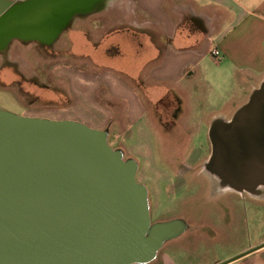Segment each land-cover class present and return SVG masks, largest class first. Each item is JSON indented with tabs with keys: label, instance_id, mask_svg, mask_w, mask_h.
<instances>
[{
	"label": "water",
	"instance_id": "1",
	"mask_svg": "<svg viewBox=\"0 0 264 264\" xmlns=\"http://www.w3.org/2000/svg\"><path fill=\"white\" fill-rule=\"evenodd\" d=\"M98 3L0 0V50L16 38L53 42ZM209 138L212 186L264 197V79L231 118L211 121ZM137 169L106 130L0 108V264L153 261L182 227L152 225Z\"/></svg>",
	"mask_w": 264,
	"mask_h": 264
},
{
	"label": "rangeland",
	"instance_id": "2",
	"mask_svg": "<svg viewBox=\"0 0 264 264\" xmlns=\"http://www.w3.org/2000/svg\"><path fill=\"white\" fill-rule=\"evenodd\" d=\"M117 6L110 7L109 12L78 16L49 48L13 41L0 52V108L18 115L75 120L93 128L111 114L114 134L108 143L121 149L125 160L132 158L137 163V180L147 187L149 202L157 203L158 218H180L187 225L183 235L165 240L156 260L135 264H206L229 254L240 241L249 243L250 237L264 233V205L259 212L248 204L246 219L245 206L241 205L245 200L240 198L241 207L230 222L228 213L220 215L222 212L215 209L213 182L204 170V162L211 154V120L224 109L225 99L218 97L216 88L203 90V76L183 82L192 87V95L188 97L184 92L180 98L179 122L174 125L166 120L163 125L160 118L175 119L170 112L173 102L170 107L161 99L155 107L149 103L154 94L147 98L143 87L138 89V82L126 75H120L123 81H118L115 69L101 65L116 67L115 61L100 60L97 55L104 51L101 41L105 33L127 29L118 27L119 21L124 20L128 26L133 22L132 18L118 17ZM103 54L115 58L116 49ZM214 59L210 53L204 62L209 71L219 75L225 67L218 70ZM125 84L137 89L146 106L141 123L132 120L127 99L118 95ZM245 96V92L236 95L235 104L242 105ZM227 110L230 114L231 109ZM202 224L206 226L200 228ZM218 224L220 232L215 237L213 227Z\"/></svg>",
	"mask_w": 264,
	"mask_h": 264
},
{
	"label": "crops",
	"instance_id": "3",
	"mask_svg": "<svg viewBox=\"0 0 264 264\" xmlns=\"http://www.w3.org/2000/svg\"><path fill=\"white\" fill-rule=\"evenodd\" d=\"M3 1L14 4L22 0ZM117 4L118 17L133 19L131 26L125 25L124 20L119 21L117 26L132 27L148 36L140 40V53L135 55L132 67L127 60L132 46L124 37L127 30L117 37L122 52L120 55L123 56L118 67L130 79L136 77L152 85L148 88L147 98L155 95L149 100L155 107L164 98L171 101L167 104L173 102L174 109L176 104L175 119L159 116L162 124L166 120L174 124L179 122L177 111L180 98L184 92L191 97L193 91L183 82L197 81L203 76V90L209 86L218 89V97H224L225 103L224 109H220L221 112L215 114L213 120L217 117L231 118L241 106L234 102L236 95L245 92L246 102L250 93L263 81L264 0H101L96 10L84 14L109 12L110 7ZM215 48L222 55L221 61L214 59L219 65L216 68L220 70L225 67L219 75L209 71L204 62ZM91 49L94 50V47ZM121 88L123 92L118 95L127 99L132 120L141 123L140 117L147 113L142 97L137 89H131L126 84ZM113 121L110 114L108 120L105 118L96 126L108 132V139L114 134ZM181 123L185 124L186 121ZM253 238L245 244L240 241L239 246L229 254L206 261V264H264V233L256 234ZM258 243L263 244L257 250L246 251Z\"/></svg>",
	"mask_w": 264,
	"mask_h": 264
},
{
	"label": "flooded vegetation",
	"instance_id": "4",
	"mask_svg": "<svg viewBox=\"0 0 264 264\" xmlns=\"http://www.w3.org/2000/svg\"><path fill=\"white\" fill-rule=\"evenodd\" d=\"M98 6H99V3L96 4L92 10H96ZM89 12H86V13H89ZM82 15H86V14H84V13H78V14L75 15L74 20L78 16H82ZM69 28H67V29H69ZM66 30H64V31H66ZM125 30H127V32ZM123 32H126V34H125L124 37L127 38V40H129L130 43H131V45H132V46H130L129 58H127L128 65H130L131 67L134 66V58H135V55L138 56L139 53H140V47L139 46H140V43L142 42V41L140 42V40H142V37H146L147 35L142 34V33H139L138 31H136V30H134L133 28H130V27H128L127 29H122V30L121 29H117L116 31H113V32L107 31L105 33L106 36L101 41V43H102L101 44L102 50L107 51V50L112 49V48H115L116 49V54L114 56L115 58H113L109 54H103L104 51H103L102 54L101 53L100 54H97V55L100 56V60H105L106 59L108 61H115L116 62V67H112L111 65H106V64H102V63H101V65L106 66L110 70L115 69L114 71H117V74L116 75H117V77L120 80H122V77L121 76H123V77H125V75H126V77L128 76V74L124 73L122 71V69H120V67H118L120 65V61L123 59V56L120 55V54H122V52H121V50L119 48V45L117 43V37L119 35L123 34ZM57 40H55L53 42H46V41L44 42V41H40V40H27L26 41V40H22V39L16 38V39H13L12 42L13 41H20L22 43H36L37 45H40V46H44V47L49 48V47L53 46L56 43ZM133 45H135V47H133ZM152 45L154 46V43H152ZM5 50H0V52H4ZM91 56L94 59L93 55H91ZM120 57L122 59H120ZM109 72H112V71H109ZM112 73H114V72H112ZM129 77L130 76H128V78ZM133 80H135L136 82H138V85H139L138 86V89H140V87H143V89L145 91L144 92L145 94H147L148 88L150 86H152L149 83L150 84L149 87H144V85L145 84H148V83H145L144 81L139 80V78H136V77L133 78ZM163 101L166 103V105H167V103H169V99H167V98H164ZM168 106L171 107V105H169V104H168ZM166 108H167V106H166ZM175 110L176 109H173L172 111H170L173 114V116L176 115V111ZM172 124H174V123H172ZM129 159H132V158H129ZM211 190H212V194H213V198H214V206H215V209L216 210L219 209V211L222 212L220 215H225L226 216L227 213H228V216H229V221L228 222H230V219L231 220L235 219V215L237 213V210L239 209V207H241V205L242 206H245L244 211H245V218L246 219L249 217L248 216L249 212L247 210L248 209V207H247L248 204L251 205V206H255V208H256L257 211L262 212V206L264 205V197H255V196H252L250 193H248L246 191H244V192H238V191H235V190H228V191H223V190H219V189L217 190V188H214L213 186L211 187ZM148 195H149V193H148ZM230 196H232V199L230 198ZM240 198L243 199V200H245L244 202H241V205L239 203ZM149 210H150L152 225H156V224L162 223V222H168V223H170V228H169L170 233L175 230L176 225H178V224L181 225L182 231L179 234L175 235V236H170L169 238H175V237L181 236V235H183V233H185L187 231L186 222L183 221L180 218H174V219H169V220H160L158 218V215H159V211L160 210L158 209V206H157V203L156 202H154V203L153 202H149ZM246 221H249V220H246ZM225 225L226 224L223 225V228H226ZM204 226H206V225H203L202 224V225H200V228H202ZM220 226L221 225L218 224L217 226L213 227L214 228L213 229L214 230V233L213 234H215V237H217V235L220 232ZM248 228H249V230L251 229V227H249V226H248ZM251 239H252V237H250L249 241H251ZM261 244H263V243H258V244H255V245H251L246 251L252 252L254 250H257V248H260V246H262ZM163 245H162V247H163ZM162 247L160 249H162ZM160 249L158 250V253H159ZM158 253H157V256H158ZM156 259H157V257H156ZM156 259H154V260H156Z\"/></svg>",
	"mask_w": 264,
	"mask_h": 264
},
{
	"label": "built area",
	"instance_id": "5",
	"mask_svg": "<svg viewBox=\"0 0 264 264\" xmlns=\"http://www.w3.org/2000/svg\"><path fill=\"white\" fill-rule=\"evenodd\" d=\"M212 56L217 60V61H221L222 59V55L220 54V52L215 48L212 52Z\"/></svg>",
	"mask_w": 264,
	"mask_h": 264
}]
</instances>
